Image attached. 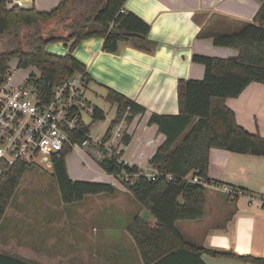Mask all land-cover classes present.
<instances>
[{
    "label": "crops",
    "instance_id": "0c3cea01",
    "mask_svg": "<svg viewBox=\"0 0 264 264\" xmlns=\"http://www.w3.org/2000/svg\"><path fill=\"white\" fill-rule=\"evenodd\" d=\"M8 1L9 6L46 11L61 0ZM262 1L126 0L124 10L149 24L148 49L123 41L117 51L107 52L102 48L103 38L92 36L80 40L71 50L87 76L84 97L89 105L105 113L107 101L103 98L107 88H111L144 108L143 113L127 123L124 135L127 142L122 140L119 148L124 163L146 173L153 170L147 162L165 135L158 131L157 125H149V117L179 112L178 80L201 79L204 75V66L194 62L192 56L213 55L212 35L219 33L222 25L234 32L245 23H256L254 16ZM63 44L68 53L71 43ZM222 48L223 57L238 53L232 47ZM113 105L110 122L116 116V104ZM225 105L234 112L240 126L264 137L263 83H249L238 96L226 98ZM106 115L105 120L97 121L104 125ZM89 137L88 146L72 151L82 154L84 165L96 174L94 180L88 181L110 183L115 191L87 195L73 203H64L59 192L57 204L46 201V206L52 208L45 211L12 207L9 201L0 220V264H144L127 229L136 215L150 226H155L157 221L125 188L121 175L109 174L100 165L106 157L105 150L93 140H101L103 136L92 137L89 127ZM207 173L218 185L251 195L264 194L262 156L211 148ZM203 187L204 216L176 222L177 230L190 246L151 264H253L210 251L264 255V206L246 196L232 197L214 184Z\"/></svg>",
    "mask_w": 264,
    "mask_h": 264
},
{
    "label": "trees",
    "instance_id": "16d2710c",
    "mask_svg": "<svg viewBox=\"0 0 264 264\" xmlns=\"http://www.w3.org/2000/svg\"><path fill=\"white\" fill-rule=\"evenodd\" d=\"M125 2L61 0L50 10L39 11L34 7L9 6L8 0H0V74L7 70L12 58H17L18 67L31 66L38 71V90L48 97L61 79L76 72L86 75L83 66L71 54L82 39L101 36L102 48L107 52L117 51L123 41H132L137 47L148 49L149 24L133 12H120ZM254 21L256 23H245L231 33L213 34L215 46L235 48L237 55L217 57L194 54L192 60L204 66V75L201 79L178 80L179 112L173 115L152 114L148 119L149 124H156L158 131L165 135V140L149 160L150 166L160 174L154 179L144 174H139L134 180L122 179L125 188L157 221L155 226H150L136 215L127 229L144 264H151L190 246L177 230L176 222L204 216L205 187L190 178L197 176L207 184H218L207 173L211 148L264 157V137L240 126L234 112L225 105L226 98L238 96L249 83L264 84V0ZM51 41L70 42V51L63 55L48 52L45 45ZM105 99L116 104V116L111 120L102 142L109 138L113 125L127 106L130 107L127 123L144 112L141 105L111 88H107ZM104 118V111L93 106L92 122ZM90 124L81 119L79 131L72 135L71 140L81 142L85 139ZM122 140L126 143L127 137L123 136ZM69 152L70 147L65 146L58 155L51 157L52 176L64 203L80 201L87 195L112 194L115 191V187L107 182L72 180L65 163ZM100 165L114 176L141 172L138 167L120 163L114 157H105ZM28 167L19 162L0 174V220ZM210 252L264 264V255Z\"/></svg>",
    "mask_w": 264,
    "mask_h": 264
},
{
    "label": "built area",
    "instance_id": "2783aa9c",
    "mask_svg": "<svg viewBox=\"0 0 264 264\" xmlns=\"http://www.w3.org/2000/svg\"><path fill=\"white\" fill-rule=\"evenodd\" d=\"M123 11L122 8L120 12ZM38 78L39 75L33 74L17 85L9 67L0 74V174L19 162L33 166L39 160L47 166L51 165V157L58 155L65 146L72 151L88 146L91 140L89 133L81 142L71 140L72 135L79 131V121L83 120V115L91 114L93 110L84 97L87 76L83 72H76L61 79L48 97L38 90ZM129 110L127 106L106 141L93 140L104 148L106 157H114L120 163H124L119 148L126 133ZM139 174L154 179L160 173L153 169L149 173H122L121 177L134 180ZM166 177L170 179L171 175ZM190 180L203 186L210 185L197 176ZM214 185L232 197L246 196L250 201L264 206V194L251 195L226 185Z\"/></svg>",
    "mask_w": 264,
    "mask_h": 264
},
{
    "label": "rangeland",
    "instance_id": "374dc122",
    "mask_svg": "<svg viewBox=\"0 0 264 264\" xmlns=\"http://www.w3.org/2000/svg\"><path fill=\"white\" fill-rule=\"evenodd\" d=\"M228 28V26L222 25L219 29V33L231 32L227 31ZM45 48L48 49L49 52L51 51L53 54L60 55L65 54L68 50L63 44V42L60 41L48 42L46 43ZM220 49L224 48H222V46L213 45V55L211 56L223 57V53L220 52ZM9 68L11 72L14 73V83L17 85L27 79L30 74L34 73V75H38V71L31 66L26 68L18 67L17 58H12L10 60ZM97 99H100L102 101L99 95H97ZM105 101L107 100L105 99ZM114 109L115 106L111 103H108L107 101V104L105 106V115H107L106 122H104V125L100 121L92 122V119L90 118V113H86V124L91 123L90 133L92 134V137L103 136L104 131L106 130V126L109 125L110 119L114 114ZM151 125L156 124L152 123ZM81 155L82 154H78L77 152L72 151L71 153H68L65 156L66 170L68 174L71 177L77 179L94 180L96 178V174H94L91 170L87 169L88 165H84ZM83 157L85 160L88 159L86 158V156ZM147 163L149 164V162ZM58 196L59 189L54 178L52 177L51 165L47 166L46 164L40 163L39 160H36L35 164L33 166H29L24 172V175L21 178V181L10 200V205L12 207L30 208L45 211L47 209L52 208L50 206H46V201L56 205L59 199Z\"/></svg>",
    "mask_w": 264,
    "mask_h": 264
},
{
    "label": "water",
    "instance_id": "95a60500",
    "mask_svg": "<svg viewBox=\"0 0 264 264\" xmlns=\"http://www.w3.org/2000/svg\"><path fill=\"white\" fill-rule=\"evenodd\" d=\"M125 34L128 36H136V37L140 36L139 34H136V33H125Z\"/></svg>",
    "mask_w": 264,
    "mask_h": 264
}]
</instances>
